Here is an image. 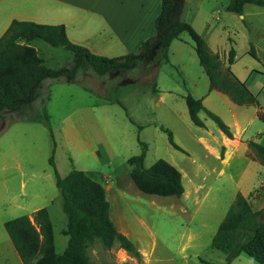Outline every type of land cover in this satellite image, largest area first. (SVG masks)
<instances>
[{
  "label": "rangeland",
  "instance_id": "374dc122",
  "mask_svg": "<svg viewBox=\"0 0 264 264\" xmlns=\"http://www.w3.org/2000/svg\"><path fill=\"white\" fill-rule=\"evenodd\" d=\"M227 1L178 0L176 16L204 36L225 65L235 49L231 70L240 77L253 71L249 83L264 115V8L250 4V15L241 18L243 14L226 11ZM178 40L170 50L173 65L160 52L134 69L105 76L83 65L73 81H46L33 102L0 115V264H23L5 223L32 218L42 208L51 217L56 252L67 247V217L52 157L61 177L84 171L105 187L114 224L142 255L137 260L117 246L107 250L97 243L90 252L92 264L227 263V256L211 244L237 195L247 197L255 211L264 208V166L249 155L250 141L264 145V121L248 124L251 114L239 116L241 128L246 127L243 145L230 148L231 157L225 154L221 130L205 111L199 114L204 127L196 126L184 96L204 97L205 108L229 127L232 112L218 93L209 92L190 35L183 33ZM34 45L47 67L74 69L73 53L42 40ZM252 46L256 57L249 54ZM127 53L114 45L96 54L114 58ZM46 113L49 122L43 121ZM161 127L173 133L180 150ZM201 137L216 143L217 159L200 144ZM142 143L148 146L146 168L163 159L181 171L182 197L147 195L135 186L128 160L142 153ZM231 264L259 263L243 253Z\"/></svg>",
  "mask_w": 264,
  "mask_h": 264
},
{
  "label": "trees",
  "instance_id": "16d2710c",
  "mask_svg": "<svg viewBox=\"0 0 264 264\" xmlns=\"http://www.w3.org/2000/svg\"><path fill=\"white\" fill-rule=\"evenodd\" d=\"M247 4L264 8V0H229L226 10L242 15ZM178 6V0H162L155 24V37L144 41L137 51L114 58L95 54L88 48L73 43L62 24L14 20L0 38V115L5 111H18L33 102L46 81L62 78L73 81L76 70L83 65L90 67L97 75L105 76L113 71L134 69L158 52L163 53L164 62L168 63L169 47L183 33H188L194 42L199 64L210 81V91L226 94L240 106H259L257 97L231 70L236 58L235 49L230 50L225 65L224 57L214 53L205 38L190 23L177 18ZM38 40L73 53L74 69L47 67L45 59L33 45ZM249 54L256 57L253 47ZM184 99L190 119L196 126L204 127L199 114L205 111L218 128L233 139L230 127L218 115L207 110L202 99L191 94ZM259 118L264 121L261 110ZM49 120L46 113L43 121ZM161 130L168 134L170 144L180 150L173 133L165 127H161ZM147 149V144L142 143V153L128 160L130 176L135 186L147 195L182 197L185 188L181 171L163 159L158 160L151 168H146L144 162ZM249 155L264 166V145L250 141ZM50 163L54 167L56 185L63 196V211L67 217L64 235L69 237L68 244L62 254L56 252L53 224L47 208L35 211L32 218L22 216L10 220L5 223V230L23 264H92L90 252L97 243L107 250L117 246L141 260L142 255L134 242L118 231L111 218V205L105 187L84 171L74 170L66 177H61L54 157L50 159ZM263 212L264 208L255 211L247 197L240 193L237 195L211 244L213 249L227 256L226 264H231L243 253L257 263L264 264Z\"/></svg>",
  "mask_w": 264,
  "mask_h": 264
},
{
  "label": "crops",
  "instance_id": "0c3cea01",
  "mask_svg": "<svg viewBox=\"0 0 264 264\" xmlns=\"http://www.w3.org/2000/svg\"><path fill=\"white\" fill-rule=\"evenodd\" d=\"M228 1L226 4H228ZM161 5L162 0H0V38L14 20L49 25L62 24L66 27L67 35L70 34L69 30H71L75 44H82L95 54L102 53L104 49L107 50L114 45H122L128 50V53H132L137 51L144 41L156 35L155 24L161 11ZM248 5L250 4L245 5L241 18L250 15L246 11ZM257 11L260 14L263 13L261 12L263 10L257 9ZM209 31H207V34ZM205 40L207 41L206 38ZM175 41L179 40H174L168 50L169 62L167 64L170 65H173L170 59V50ZM252 47L254 48V46ZM213 52L219 53L218 51ZM252 72L247 77H240L239 73L235 72L236 76L241 78L242 82L251 91L252 88L249 82L252 78ZM203 75H206V73L204 72ZM206 77L209 92L218 93L232 112L233 121L229 125L230 129L234 128V130L231 129L233 139L228 138L221 131L220 141V146L225 149V154L231 157L229 149L238 148L244 142L246 127L241 128L242 123L239 116H249L251 114L249 124L257 118L260 119V109L257 108L259 106L237 105L226 94L219 91H210V81L207 75ZM157 91L159 93L158 89ZM197 99L204 101V97ZM208 142L206 139L200 138V144L204 146L210 155L217 159L218 149L215 147L216 143L211 140H208ZM245 142L247 141L245 140Z\"/></svg>",
  "mask_w": 264,
  "mask_h": 264
}]
</instances>
